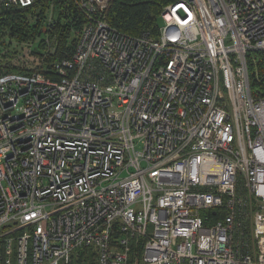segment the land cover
<instances>
[{
	"label": "built area",
	"instance_id": "2783aa9c",
	"mask_svg": "<svg viewBox=\"0 0 264 264\" xmlns=\"http://www.w3.org/2000/svg\"><path fill=\"white\" fill-rule=\"evenodd\" d=\"M111 1L0 0L81 13L72 56L0 67V264H264V0H174L141 35Z\"/></svg>",
	"mask_w": 264,
	"mask_h": 264
},
{
	"label": "trees",
	"instance_id": "16d2710c",
	"mask_svg": "<svg viewBox=\"0 0 264 264\" xmlns=\"http://www.w3.org/2000/svg\"><path fill=\"white\" fill-rule=\"evenodd\" d=\"M174 0H112L106 11V20L117 29L132 35H141L144 32L155 34L160 27L159 19L163 8ZM70 13H60L51 28L44 25L30 24L27 20L28 9H16L6 13L0 12V67L13 66L9 54L13 42L21 43L26 40L38 38L39 49H34L32 54L41 62L40 66L51 68L50 63L56 57H70L74 52L76 38L70 31V27L80 23V11L70 5ZM48 35L57 37V52L43 58L45 37ZM73 39H70L71 36ZM12 51V50H11ZM14 52V51H12ZM17 52V51H15ZM37 54V55H36ZM34 62V61H33ZM9 64V65H7ZM41 68V67H40ZM142 246H134L130 258L133 264L140 257ZM68 264H97L96 254L90 248L79 250L76 256Z\"/></svg>",
	"mask_w": 264,
	"mask_h": 264
},
{
	"label": "rangeland",
	"instance_id": "374dc122",
	"mask_svg": "<svg viewBox=\"0 0 264 264\" xmlns=\"http://www.w3.org/2000/svg\"><path fill=\"white\" fill-rule=\"evenodd\" d=\"M159 23H160V24L163 23L162 16H160ZM73 34H74V32H73ZM73 38H74V36L72 35V36L70 37V39H73ZM23 42H24V41H23ZM23 42H21V43H19V44L13 42L12 45H11V50L14 51V52L17 51V52H19V53H23V52H22V51H23V48H22V47H23ZM39 46H40V45H39V42L36 41V44H35L34 49H36V50L39 49ZM11 50H10V51H11ZM12 51H11V52H12ZM17 52H15V54H16ZM137 147L140 148L139 145H137Z\"/></svg>",
	"mask_w": 264,
	"mask_h": 264
}]
</instances>
